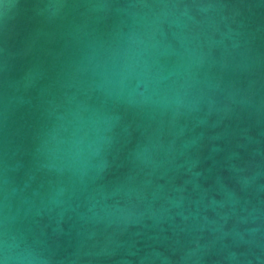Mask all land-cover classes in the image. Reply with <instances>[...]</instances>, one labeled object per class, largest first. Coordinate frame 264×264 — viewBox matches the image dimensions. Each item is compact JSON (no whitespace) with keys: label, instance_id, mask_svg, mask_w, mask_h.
<instances>
[{"label":"water","instance_id":"water-1","mask_svg":"<svg viewBox=\"0 0 264 264\" xmlns=\"http://www.w3.org/2000/svg\"><path fill=\"white\" fill-rule=\"evenodd\" d=\"M0 264H264V0H0Z\"/></svg>","mask_w":264,"mask_h":264}]
</instances>
